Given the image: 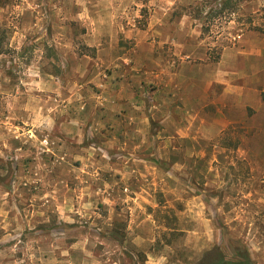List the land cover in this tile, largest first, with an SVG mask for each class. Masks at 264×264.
I'll return each mask as SVG.
<instances>
[{
    "label": "rangeland",
    "instance_id": "374dc122",
    "mask_svg": "<svg viewBox=\"0 0 264 264\" xmlns=\"http://www.w3.org/2000/svg\"><path fill=\"white\" fill-rule=\"evenodd\" d=\"M165 9L187 17L211 61L264 33V0H0V264H194L213 221L226 258L239 247L264 264V133L251 128L262 120L247 110L249 122L219 125L222 158L203 148L210 161L181 159L167 176L157 157L165 130L148 112L157 84L146 69L186 59L147 30ZM116 77L122 92L137 80L136 122L111 101ZM200 130L213 122L192 121L189 134ZM139 190L151 202L136 207Z\"/></svg>",
    "mask_w": 264,
    "mask_h": 264
},
{
    "label": "crops",
    "instance_id": "0c3cea01",
    "mask_svg": "<svg viewBox=\"0 0 264 264\" xmlns=\"http://www.w3.org/2000/svg\"><path fill=\"white\" fill-rule=\"evenodd\" d=\"M155 13H158V18L156 21H153V18L150 19L147 30L152 29L153 33L161 34L163 41L160 43L165 44V47L172 44L173 55L179 58L184 55L186 57V59H181L176 67H172L165 58V71H159L157 61L151 59L150 66L152 67L146 69V71L149 70L152 80H155L157 84L154 91L148 94L150 99L148 112L160 115L161 125L165 130L162 138H156L160 139L159 141L164 146L157 157L160 161H165V168H167L165 174L168 176L174 173L173 165L177 164V167L182 168L181 159L210 161L211 155L205 153L203 148L208 151H212L213 148L214 152L216 148H221V146L218 147L220 142L217 140L221 130L231 127L235 121L249 122L247 110L252 111L254 118L256 116L262 120L261 124H252L251 128L264 133V88L261 87L264 86V79L261 78L264 74V33L242 35L237 40V46L224 47L219 59L211 61L203 42L197 38L196 30L189 26L187 17L169 21L167 19L168 10L159 12L155 10ZM134 33L137 35L138 31ZM121 79V77L114 79V92H117L111 97V101L115 106H120L118 109H122L123 105L124 107L128 105L133 115L129 117L126 115L127 119L136 122L138 115L135 116L134 111L139 114L141 110L139 104L141 99L134 93V88L138 85L137 80L126 85V91L122 92ZM146 81L149 82L150 79ZM254 118L252 121L256 122ZM194 120L201 123L213 122L214 132L208 134L200 130L197 135L189 134L191 123ZM140 122L142 129L147 127V122L143 120ZM142 141L144 143L146 140ZM180 145L184 146V149H181ZM186 145L196 147L195 152L187 149ZM221 150L225 155L230 153L227 148ZM221 155L223 154L216 152L214 159L222 158ZM242 155L243 159L250 158L247 153L242 152ZM257 156L261 157L264 166V155ZM139 159L142 162V168L146 167L145 171L148 173L150 165L145 163L147 159L143 157ZM153 169L156 171L157 167ZM209 169L211 168L200 173H208L210 176L212 170ZM162 192L165 195L164 189ZM146 193V190L137 192L138 195L133 199L136 207L151 202V198ZM258 203L261 206L263 203L264 206V201L262 202L261 199ZM213 225L217 230V236L205 251L219 245L217 243L222 228L215 221ZM223 226L225 227L224 224ZM248 237L249 235L245 234V240ZM245 240L242 242L245 243ZM246 252L248 253L249 249H246Z\"/></svg>",
    "mask_w": 264,
    "mask_h": 264
},
{
    "label": "trees",
    "instance_id": "16d2710c",
    "mask_svg": "<svg viewBox=\"0 0 264 264\" xmlns=\"http://www.w3.org/2000/svg\"><path fill=\"white\" fill-rule=\"evenodd\" d=\"M224 5L225 3L223 6ZM199 11L200 10H198L197 13H199ZM209 11L212 10L210 9ZM4 40L5 33L0 30V55H2L5 51ZM232 252L234 253V256H232L231 259H228L226 258L224 254L225 252L221 247L214 246L210 250L205 251L201 257L196 262H194V264H252L245 248L234 247Z\"/></svg>",
    "mask_w": 264,
    "mask_h": 264
}]
</instances>
